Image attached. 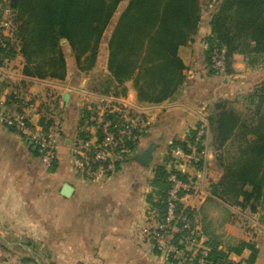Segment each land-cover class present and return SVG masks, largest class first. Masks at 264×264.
Masks as SVG:
<instances>
[{
    "label": "crops",
    "instance_id": "0c3cea01",
    "mask_svg": "<svg viewBox=\"0 0 264 264\" xmlns=\"http://www.w3.org/2000/svg\"><path fill=\"white\" fill-rule=\"evenodd\" d=\"M207 15L202 14L194 38L178 48L183 79L176 92L160 103L139 101L131 79L117 86L124 90L117 96L112 91L101 94V85L92 81L108 74L107 42L116 21L108 33L110 22L106 27L95 64L87 72L77 67L65 40L61 42L67 68L63 80L24 75L19 53L8 69L2 68L1 107L16 113L20 106L14 93L38 94L40 100L28 110L31 121L46 131L59 117L64 136L53 164L46 167L31 141L0 125V264H182L179 256L166 255L150 239L161 219L155 206L161 192L155 170L158 165L166 168L169 161L190 183L181 203L196 209L202 242L220 258L264 264L263 193L251 210L241 196L222 191L226 152L235 153L236 145L228 142L217 149L208 132L197 144L205 154L198 161L187 157L197 135L192 140V133L201 117L207 120L214 103L233 101L258 82L250 56L241 53L232 54L228 74L211 72L203 40L210 33ZM260 73L264 75V67H259ZM65 92L70 94L66 106ZM123 104L151 121L133 154L100 181L75 173L66 139L85 109ZM150 145L152 159L144 166L134 157ZM64 183L72 187L68 196L60 193Z\"/></svg>",
    "mask_w": 264,
    "mask_h": 264
},
{
    "label": "trees",
    "instance_id": "16d2710c",
    "mask_svg": "<svg viewBox=\"0 0 264 264\" xmlns=\"http://www.w3.org/2000/svg\"><path fill=\"white\" fill-rule=\"evenodd\" d=\"M120 2L12 0L5 4L14 28V41H7L8 58L21 54L22 73L26 76L63 80L67 68L61 42L65 40L77 67L87 72L95 64L102 35ZM204 12L210 13V33L203 38L209 68L214 46L225 48V74L229 73L233 53L250 56L252 64L264 60V0H217L214 7L198 0H127L107 42L108 74L101 82L100 93L112 91L113 96L124 93L117 86L131 79L141 102L160 103L170 97L183 79L184 65L178 48L197 34ZM40 64L43 73L37 72ZM48 68L55 69V73L47 72ZM254 96L260 103L264 100V83L248 94ZM231 102L235 100L219 99L214 103L207 117L208 132L215 148L220 149L228 142L237 147L233 158H226L222 191L241 196L242 203L255 210L264 190V114L257 112L258 118L247 124L241 112L227 106ZM249 134L255 137L249 139ZM192 135L194 140L195 131ZM63 136L61 131V140ZM242 169L250 171L251 176L242 177ZM155 177L161 191L155 206L162 219L168 189L166 168L158 165ZM218 258L212 249L209 256L212 264Z\"/></svg>",
    "mask_w": 264,
    "mask_h": 264
},
{
    "label": "built area",
    "instance_id": "2783aa9c",
    "mask_svg": "<svg viewBox=\"0 0 264 264\" xmlns=\"http://www.w3.org/2000/svg\"><path fill=\"white\" fill-rule=\"evenodd\" d=\"M8 12L9 10L6 9ZM11 19H0V73L2 64L8 62L9 46L14 41ZM226 51L214 46L210 53V68L218 75L226 72ZM20 111L9 113L0 105V125L12 129L31 141L46 167L53 164L61 144L62 124L60 118L53 119L46 131L37 127L30 118L33 102L22 93H14ZM112 98H105L110 100ZM127 104L120 107L106 106L85 109L68 141L72 170L91 181H100L112 173L117 165L128 159L136 149L141 137L148 132L150 120L140 110H132ZM208 133L205 118H200L196 139L187 157L198 161L205 150H197V143ZM175 152L181 155V150ZM168 162L167 196L164 218L150 232L153 246L166 255L179 256L182 264H212L211 248L202 242L197 230V213L194 207L181 203V198L191 190L190 183ZM89 264V263H85ZM216 264H248L243 259H218Z\"/></svg>",
    "mask_w": 264,
    "mask_h": 264
},
{
    "label": "rangeland",
    "instance_id": "374dc122",
    "mask_svg": "<svg viewBox=\"0 0 264 264\" xmlns=\"http://www.w3.org/2000/svg\"><path fill=\"white\" fill-rule=\"evenodd\" d=\"M11 1L12 0H0V7L3 8L2 12H0V19L1 20L11 19L10 18L11 17V13L8 12L5 9L6 8L5 4L7 5V3H11ZM198 1H199V3H203V4L207 3L209 5V7H210V5L214 7V3L217 2V0H198ZM2 3H4V5H2ZM126 3H127V0H121V2L119 3L118 7L116 8V11L114 12V14L112 16V19H111L110 24H109L110 26L107 28V32L106 33H108L109 30L111 31V29H112V27H113L118 15L120 14L121 10L125 7ZM205 11H209V10L206 9ZM209 14L207 16H209ZM62 53H63V50H62ZM262 61H264V60H261L258 63L257 62H253V65H252L253 66L252 67V72L255 73V75L257 77L256 81H258V82L254 83L253 87L250 90H248L247 92L236 96L235 102H231V103H229V105H227L229 108L232 107L235 110H237L238 112H241V114L243 115L242 116V120L245 121L247 124L249 123L250 119H256V117L258 118L257 112L258 113L261 112V114H264V100L261 101V103H260V100H259V98H257V96H254L253 98L248 97V94L253 92L255 90L256 86L259 87L260 85H262L264 83V75H262V73L258 74L259 67L260 68L264 67V62H262ZM12 64H13V59L11 58V59H9L8 62L3 63L1 66L4 69H6V68L8 69L9 66L12 65ZM3 65L4 66L6 65V66L3 67ZM42 67L43 66L40 64L38 66V68H37V72L41 71V73H43ZM52 68H54V67H52ZM56 69H58V68H56ZM47 72L55 73V69L54 70L53 69L49 70V68H48ZM47 79H49V78H47ZM91 79L97 85H101V82L103 81L104 78L100 74V76L92 77ZM20 94H22V93H20ZM23 94L25 95V97H28L33 102V104L37 100H40V96L38 97V94H34L33 95V94H30V93H26V92H24ZM245 96H247V97H245ZM262 122L263 121L260 120V123H262ZM254 123H258V120H256ZM251 133H252V131H251ZM254 137H255L254 134H252V135L249 134L247 138L253 139ZM234 154H235L234 152H226V156L227 157L233 158L232 156ZM251 171H252V169H251ZM241 176L244 177V178L247 177V176H251V172L250 171L249 172H245V169H242L241 170ZM255 206H256V204H255ZM261 208L262 209L264 208V192H263ZM263 218H264V216H263Z\"/></svg>",
    "mask_w": 264,
    "mask_h": 264
},
{
    "label": "water",
    "instance_id": "95a60500",
    "mask_svg": "<svg viewBox=\"0 0 264 264\" xmlns=\"http://www.w3.org/2000/svg\"><path fill=\"white\" fill-rule=\"evenodd\" d=\"M70 98V94L69 92H65L62 96L63 99V105L66 106L68 103V100ZM69 138L66 139V142L68 143ZM152 151H153V145H150L149 147H147L144 151H142L141 153L137 154L134 159L138 162H140L142 165L147 166L148 163L151 161L152 159ZM72 191V187L68 184V183H64L61 186L60 189V193L63 196H68L70 194V192Z\"/></svg>",
    "mask_w": 264,
    "mask_h": 264
}]
</instances>
